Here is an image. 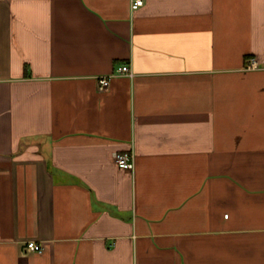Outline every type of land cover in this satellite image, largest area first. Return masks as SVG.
<instances>
[{
    "label": "crops",
    "instance_id": "crops-1",
    "mask_svg": "<svg viewBox=\"0 0 264 264\" xmlns=\"http://www.w3.org/2000/svg\"><path fill=\"white\" fill-rule=\"evenodd\" d=\"M130 3L0 0V264H264V0Z\"/></svg>",
    "mask_w": 264,
    "mask_h": 264
},
{
    "label": "built area",
    "instance_id": "built-area-1",
    "mask_svg": "<svg viewBox=\"0 0 264 264\" xmlns=\"http://www.w3.org/2000/svg\"><path fill=\"white\" fill-rule=\"evenodd\" d=\"M144 3V0H131V8L132 10L139 8ZM262 64H264V60L261 61ZM259 67V62L255 59H251L248 64V68H257ZM118 74H131L129 65L122 64L120 65L115 72L108 74V75H102L98 77V84L100 88H106L109 85L110 77L113 75ZM132 153L130 151H118L114 154V164H116L117 167L121 169H131L133 166L132 161ZM27 247L29 250L33 252H40L42 249V246L40 243L36 242L35 240H28L26 242Z\"/></svg>",
    "mask_w": 264,
    "mask_h": 264
}]
</instances>
